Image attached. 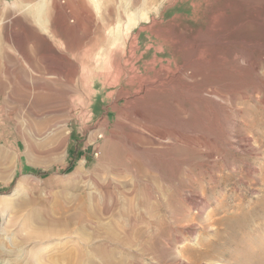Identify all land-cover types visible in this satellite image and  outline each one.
I'll return each instance as SVG.
<instances>
[{"label": "rangeland", "instance_id": "374dc122", "mask_svg": "<svg viewBox=\"0 0 264 264\" xmlns=\"http://www.w3.org/2000/svg\"><path fill=\"white\" fill-rule=\"evenodd\" d=\"M145 1L0 0V264H264V0Z\"/></svg>", "mask_w": 264, "mask_h": 264}, {"label": "bare ground", "instance_id": "6f19581e", "mask_svg": "<svg viewBox=\"0 0 264 264\" xmlns=\"http://www.w3.org/2000/svg\"><path fill=\"white\" fill-rule=\"evenodd\" d=\"M145 1V0H144ZM148 2H150L151 0H147ZM246 1H248V0H246ZM259 1H261V0H259ZM146 2V1H145ZM250 2H252V1H250ZM262 2H263V0H262ZM255 3V2H254ZM255 4H257V3H255ZM259 5V4H258ZM261 5V4H260ZM248 7V6H247ZM245 8L244 9V15H243V17L246 19V21L247 20H249V23H251V24H253V25H261L262 23H264V10L262 11L261 10V8H260V6H250V4H249V8ZM262 7V6H261ZM264 7V6H263ZM231 14V13H230ZM230 16V22H231V26H232V28L230 29V32L229 33H231V32H233V34L236 32V31H238L239 29H241V24H243V22H245V20H243L242 21V16H236V11L235 10H233V12H232V14L231 15H229ZM248 22V21H247ZM252 25V26H253ZM230 38H233L232 39V41H235L236 39H237V41H238V38H237V35L235 36V37H233V36H230ZM241 41V40H240ZM236 42V41H235ZM201 44V43H200ZM206 44V43H205ZM202 46H204V45H202ZM202 50V49H201ZM219 56V55H218ZM262 57V56H261ZM213 58V57H212ZM211 58V59H212ZM216 58V57H215ZM215 58H213L212 59V61H214L215 62ZM190 59H192V58H190ZM190 59H188L184 64H182V65H180L179 67H177L176 68V73H174V76H172L173 78H167L168 76V72H169V68L167 69V71L166 72H163V73H157L156 75H154V77H153V79L150 81V84L149 85H152V86H162V83H163V81L164 80H166V78H167V80H169V79H174V80H176L177 82H182V81H187L186 79H191L192 81H195L196 82V80H194V79H196V77H197V75H198V73L194 70L193 71V69H192V67L194 66L195 67V65H194V62L195 61H192V60H190ZM195 59V58H194ZM197 59V58H196ZM222 59V58H221ZM220 59V60H221ZM250 59V58H249ZM200 60V59H199ZM197 61V60H196ZM229 61V60H228ZM235 62H234V64L231 66V69H235V70H232V71H236L237 69H239L240 67H242V66H244L245 64H249V65H251V68H252V71H253V74L255 75V77L257 78V79H259L260 80V75H261V64H263V62H264V60H263V58H259V60L257 59L256 61L254 60V61H248L246 58H245V56H241L240 57V59H237V60H234ZM154 63H156L157 62V60L155 59L154 61H153ZM196 63V62H195ZM222 63V62H221ZM224 63V62H223ZM231 63V62H230ZM199 64H200V62H199ZM220 64V63H219ZM155 65V64H154ZM230 65V64H229ZM133 68L135 69V70H137V67H135V66H133ZM229 68V67H228ZM166 69V68H165ZM213 69V68H212ZM219 69V68H218ZM230 69V68H229ZM174 71V70H173ZM231 71V70H230ZM234 74V73H233ZM238 74V73H237ZM237 74H235V75H237ZM198 79V78H197ZM192 81H191V83H192ZM175 82V81H174ZM174 82H172V83H174ZM188 82V81H187ZM190 82V81H189ZM146 83V82H145ZM184 83V82H183ZM179 84V83H178ZM149 85H147V84H145V86H149ZM168 85V84H167ZM144 85H142L141 84V88L143 87ZM144 86V87H145ZM164 86V85H163ZM175 86V85H174ZM141 88H139V89H137L136 91H138V90H140ZM153 88V87H152ZM151 88V89H152ZM161 89V88H160ZM146 90V89H145ZM153 90V89H152ZM213 94V93H212ZM216 94V96H218V94L216 93V92H214V95ZM211 97V96H210ZM213 99V98H212ZM139 102V101H138ZM143 108V107H142ZM178 108V107H177ZM138 109V108H137ZM184 112V111H183ZM240 115V114H239ZM135 118H137V119H142L143 117H142V113H140L139 111H136L135 112ZM139 121V120H138ZM230 121V120H229ZM230 124V123H229ZM221 126V125H220ZM250 132V131H249ZM224 133V132H223ZM140 135V134H139ZM219 135L217 134V136L216 137H218ZM237 136L236 135H233L232 137H231V144L233 145V147L235 146V147H243V146H249V145H251V140H250V137L248 136V135H246L245 137H243V139H241V140H239V139H237L236 138ZM164 138V137H163ZM21 139L22 140H24L25 142H26V138L25 137H21ZM16 140V139H15ZM138 141V140H137ZM9 146L11 147V148H13L14 150H16L18 147H17V145H15V144H12V143H9ZM134 146L135 147H140L139 146V144H137V143H135L134 144ZM250 147V146H249ZM7 150V149H6ZM138 150V149H137ZM8 151V150H7ZM219 152V151H218ZM3 153V152H2ZM19 155V153H17L16 152V156H18ZM10 156L9 155H5L4 156V158H9ZM14 170V169H13ZM13 170H12V173H13ZM11 173V172H10ZM10 179V178H9ZM7 180V179H6ZM17 181H19V179L17 180ZM16 181V182H17ZM109 181V180H108ZM17 184V183H16ZM16 184H15V186H16ZM18 185V184H17ZM15 189V188H14ZM13 192H15L14 190L13 191H11L10 193H5V194H2V195H0V196H2V197H7V196H10V195H12L13 194ZM203 197V196H202ZM1 199V198H0ZM198 204V203H197ZM16 205V204H15ZM15 207H17V206H15ZM197 209V208H196Z\"/></svg>", "mask_w": 264, "mask_h": 264}]
</instances>
